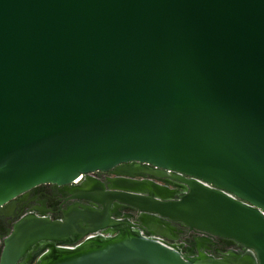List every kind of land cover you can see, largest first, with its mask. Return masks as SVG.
Wrapping results in <instances>:
<instances>
[{"label":"water","instance_id":"95a60500","mask_svg":"<svg viewBox=\"0 0 264 264\" xmlns=\"http://www.w3.org/2000/svg\"><path fill=\"white\" fill-rule=\"evenodd\" d=\"M45 184L0 264H264V0H0V216Z\"/></svg>","mask_w":264,"mask_h":264},{"label":"flooded vegetation","instance_id":"af4514ba","mask_svg":"<svg viewBox=\"0 0 264 264\" xmlns=\"http://www.w3.org/2000/svg\"><path fill=\"white\" fill-rule=\"evenodd\" d=\"M94 176L100 179L104 175L97 173ZM80 180H78L74 184H78ZM63 195L64 193L62 191V188L50 184H45L37 186L29 190L28 192L16 197L14 199L13 208H10L7 212L8 216H0V238L2 239L6 237L13 224L18 220L28 215L41 216L40 211H44L45 215L50 219L58 220L60 217V211L71 203L70 201H65ZM105 236L109 235L105 234ZM174 236L175 240L171 242L162 240L160 238L155 239L172 248L181 245L182 248L190 250L193 253L198 252L194 247V239L197 236L196 234L188 232L187 229L183 226H176ZM209 240L210 244H208L207 253L215 259L232 253H237L240 255L250 253L249 249L238 244L227 243L225 240L219 238H210ZM44 253L45 251H32L27 258L29 260H27L25 264H36L39 257ZM35 255V259L31 262L30 259H32Z\"/></svg>","mask_w":264,"mask_h":264},{"label":"built area","instance_id":"2783aa9c","mask_svg":"<svg viewBox=\"0 0 264 264\" xmlns=\"http://www.w3.org/2000/svg\"><path fill=\"white\" fill-rule=\"evenodd\" d=\"M81 177L77 178L76 180L73 181V183L77 182L78 180H80Z\"/></svg>","mask_w":264,"mask_h":264}]
</instances>
